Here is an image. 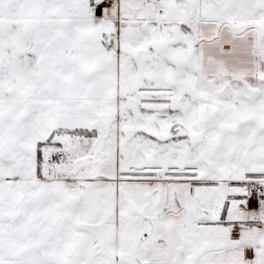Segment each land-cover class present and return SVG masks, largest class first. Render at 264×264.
Masks as SVG:
<instances>
[{
  "label": "snow or ice",
  "instance_id": "obj_1",
  "mask_svg": "<svg viewBox=\"0 0 264 264\" xmlns=\"http://www.w3.org/2000/svg\"><path fill=\"white\" fill-rule=\"evenodd\" d=\"M0 264H264V0H0Z\"/></svg>",
  "mask_w": 264,
  "mask_h": 264
}]
</instances>
